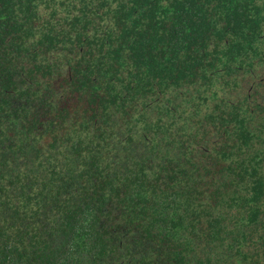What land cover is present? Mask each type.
<instances>
[{
    "label": "trees",
    "instance_id": "trees-1",
    "mask_svg": "<svg viewBox=\"0 0 264 264\" xmlns=\"http://www.w3.org/2000/svg\"><path fill=\"white\" fill-rule=\"evenodd\" d=\"M0 264H264V0H0Z\"/></svg>",
    "mask_w": 264,
    "mask_h": 264
}]
</instances>
